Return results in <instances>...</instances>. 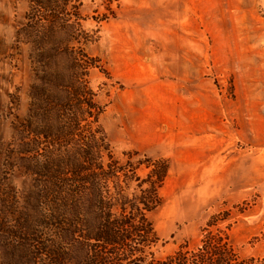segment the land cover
I'll list each match as a JSON object with an SVG mask.
<instances>
[{"label":"rangeland","instance_id":"rangeland-1","mask_svg":"<svg viewBox=\"0 0 264 264\" xmlns=\"http://www.w3.org/2000/svg\"><path fill=\"white\" fill-rule=\"evenodd\" d=\"M64 2L0 0V264H35L19 219L34 215L39 185L18 166L19 129L66 50L87 66L109 154L141 177L167 164L149 213L157 253L192 248L208 228L264 258V0Z\"/></svg>","mask_w":264,"mask_h":264},{"label":"trees","instance_id":"trees-1","mask_svg":"<svg viewBox=\"0 0 264 264\" xmlns=\"http://www.w3.org/2000/svg\"><path fill=\"white\" fill-rule=\"evenodd\" d=\"M33 1L45 10L52 4ZM46 17L54 31L57 17ZM66 53L68 66L46 72L33 94V114L21 120L19 129L18 166L30 170L39 185L32 195L34 215L19 219L34 263L47 258L45 264H264V258L242 255L228 234L208 228L192 248L186 242L170 253H157L160 236L149 213L162 204L159 188L167 164L151 160L153 168L141 177L133 163L126 169L109 154L110 142L98 122L103 108L79 75L87 66ZM43 139L48 142L44 148ZM42 149L43 159L34 160L32 152ZM106 153L111 156L107 163Z\"/></svg>","mask_w":264,"mask_h":264}]
</instances>
